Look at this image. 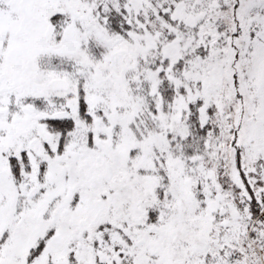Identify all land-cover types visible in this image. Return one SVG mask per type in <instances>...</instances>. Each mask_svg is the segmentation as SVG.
Segmentation results:
<instances>
[{"label": "snow or ice", "instance_id": "1", "mask_svg": "<svg viewBox=\"0 0 264 264\" xmlns=\"http://www.w3.org/2000/svg\"><path fill=\"white\" fill-rule=\"evenodd\" d=\"M0 264H264V0H0Z\"/></svg>", "mask_w": 264, "mask_h": 264}]
</instances>
